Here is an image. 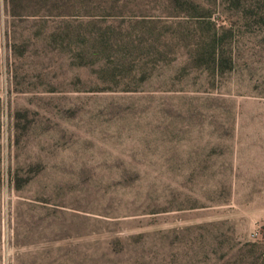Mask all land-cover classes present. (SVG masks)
<instances>
[{
  "label": "rangeland",
  "instance_id": "obj_1",
  "mask_svg": "<svg viewBox=\"0 0 264 264\" xmlns=\"http://www.w3.org/2000/svg\"><path fill=\"white\" fill-rule=\"evenodd\" d=\"M0 264H264V0H0Z\"/></svg>",
  "mask_w": 264,
  "mask_h": 264
}]
</instances>
